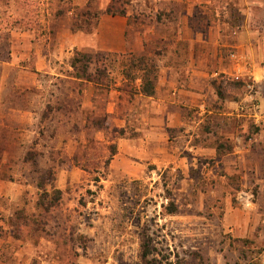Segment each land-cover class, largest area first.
<instances>
[{
	"label": "crops",
	"instance_id": "obj_1",
	"mask_svg": "<svg viewBox=\"0 0 264 264\" xmlns=\"http://www.w3.org/2000/svg\"><path fill=\"white\" fill-rule=\"evenodd\" d=\"M31 1H8L6 27L4 33L0 31V48H6L8 59L4 63L0 59V71L20 67L17 55L24 50L36 55L34 65L23 67L24 70L31 74L43 72L48 77L25 82L0 79V89L8 83L17 91L23 83L24 103L16 99L9 105L10 116L59 120L51 139L39 133L40 138L32 147L62 152L60 159L67 157L66 164L57 165L73 169L58 174L59 189L62 191L68 179L74 184L87 172L79 169L85 160L76 163L74 159L81 150V136L86 144L96 145L90 151L96 152L98 146L107 150L108 145H116L117 152L107 170L110 176L115 172L139 178L147 167L174 171L182 164H188L191 170L197 162L194 161L203 156L218 159L225 174L219 178L218 187L224 189L225 197L232 193V175L242 169L249 174L244 176V184L252 187L238 193L252 198L248 207L231 208L225 218L226 228L236 238V264L260 261L264 257V16L258 17L251 11L263 7L264 0H167L166 12L172 14L154 21L152 27L145 23L132 26L128 14L103 13L91 32L74 29L80 11L92 10L87 0H70L68 9L61 7L64 4L59 0H42L41 7L48 8L42 11L44 19L40 20H46L42 39L35 29L28 27L26 11L18 9L20 3ZM75 52L152 55L157 69L155 93L129 95L122 89L127 81L123 68L116 77L110 71L109 86L96 80L94 70L89 72L91 79L79 77L71 63ZM223 76L243 86L227 84ZM252 82L257 87L255 92L249 89ZM140 84L138 80V87ZM1 100L0 96V113L5 107ZM97 119L103 120L102 125L94 124ZM208 120H212L214 133L200 141ZM118 130L124 131V135L116 137ZM218 141L232 151L219 153ZM8 142L17 144L16 135ZM9 149L0 148L7 152ZM230 168H236L235 172H230ZM6 187L0 190V197L16 201L10 180ZM238 187L237 184L236 190ZM10 212L8 209V217ZM53 228L57 230V224ZM5 229L8 238L0 239L9 243L15 239L10 234L14 227L8 225ZM78 233H82L80 228ZM79 249L78 245L79 256L89 254L87 248ZM29 261L31 258L26 264Z\"/></svg>",
	"mask_w": 264,
	"mask_h": 264
},
{
	"label": "rangeland",
	"instance_id": "obj_2",
	"mask_svg": "<svg viewBox=\"0 0 264 264\" xmlns=\"http://www.w3.org/2000/svg\"><path fill=\"white\" fill-rule=\"evenodd\" d=\"M8 1L0 0V20L3 19L0 31L6 27L4 19L9 14ZM40 1L42 0L20 3L18 9L26 11L28 27L35 29L37 36L42 39L46 33L43 30L46 20L42 23L40 20L43 18L42 11L48 8L41 7ZM59 1L68 8L70 0ZM87 2L92 10L89 22L82 20L81 26L84 28L93 29L97 19L106 10L126 12L132 26L145 23L152 27L154 21L172 14L166 12L169 9L167 0ZM251 13L258 17L264 16V6L253 9ZM19 51L17 65L20 67L1 70L0 79L22 82L27 79H47L48 75L43 72L31 74L24 70L23 67L34 65L36 55L29 51ZM0 54L4 63L8 56L5 47L0 48ZM125 62L127 64V59L120 56L108 59L113 77L121 73ZM5 84L0 89L1 103H5L0 113V148L10 149L8 152L0 150V190H5L7 181L10 180L17 199L8 202L0 197V237L7 240L8 229L5 228L10 225L14 227L10 231L11 237L15 238L9 243L0 239V264H26L28 258H31L29 264H143L139 243L143 231L150 234L156 250L154 257L157 261L154 260L151 264H236V238L226 228L225 218L231 208L244 207L238 200V193L247 190L245 188H252L249 183L244 184V176L249 174L243 169L237 173L239 175H232V193L227 197L224 196V189L218 187L220 174L224 171L223 165L218 159L207 156L201 158L207 160L209 167L201 174L202 181L208 184L205 186L208 188L207 192H195L196 185L191 187L194 181H190L188 164H182L180 171L178 166L174 171L165 167L156 170L147 167L144 176L139 178L132 175L119 176L115 172L110 176L102 168L95 171L106 160V147L98 146L96 152L90 151L89 148L94 149L96 145L86 144V139L81 136V150L76 156L85 160L86 165L90 164L91 174L83 172V177L79 176L74 184L68 179L67 184L65 182L61 187L62 194L56 193L53 188H59L60 184L55 182V172L58 178L63 170L71 169L57 164H66L67 157L60 159L62 152L57 154L54 151L33 150L32 147L39 140V133L48 136L45 139L50 140V134L59 120L10 116L7 110L9 105L20 100L24 103V86L23 83L18 85L15 91L8 83ZM37 99L39 102V98ZM81 124L83 127L82 122ZM27 131L34 134L30 135ZM14 135L17 144L8 142ZM8 158L10 161L5 162ZM51 166L56 168L52 171ZM229 170L233 173L236 168ZM237 184L241 189L236 190ZM171 197L177 199L175 203L179 209L176 214L169 213ZM52 206H55L53 212L47 215L46 209ZM8 209L11 211L10 217ZM56 224L57 230H54L53 226ZM79 228L82 233H78ZM78 245L79 250L87 248L89 254L79 256ZM254 264H264V257Z\"/></svg>",
	"mask_w": 264,
	"mask_h": 264
},
{
	"label": "trees",
	"instance_id": "obj_3",
	"mask_svg": "<svg viewBox=\"0 0 264 264\" xmlns=\"http://www.w3.org/2000/svg\"><path fill=\"white\" fill-rule=\"evenodd\" d=\"M61 2V1H60ZM61 7H63L65 9V6L62 5ZM60 7V8H61ZM68 9V8H66ZM62 9H60V13H61ZM90 12L91 11H87L82 13L80 11V18L78 19L79 21H76L74 23V29L75 30H82L85 32H91L93 31L92 28H84L83 26H81L82 20L84 21H88L90 19L88 18H82V16L85 17H89L90 16ZM103 13H107V14H122V15H126V12H119V13H114V12H110V10H106ZM102 13V14H103ZM101 14V15H102ZM91 17V16H90ZM1 55V54H0ZM117 55H110V56H104L101 54H96V55H91V54H86V53H82V52H75V55L71 61L73 67L76 70V74L79 77H86L88 79L93 78L92 75H89L90 70H94V74L96 77V80L101 82V83H106V85H110L112 80H109V73L111 71V67L108 65L107 61L110 57H114ZM118 57V56H117ZM120 57H124L125 59H127V64L126 62L123 63V75L126 78V82L124 84V86L122 87V89L124 91H127L129 93V95L133 96L136 93H142L145 96H152L155 93V84H156V80H157V69H156V60L152 55H143V56H137L135 54H131V55H120ZM8 59V56H7ZM6 59V60H7ZM5 60V61H6ZM111 62V61H110ZM224 80L223 82H226L227 84H234L235 86L238 87H242V83L241 82H230L229 79H227L225 76L222 77ZM138 80H141V84L137 85ZM237 83H239L240 85H238ZM221 88V86L219 87ZM221 91V90H220ZM102 121L100 122H94L95 125H102ZM90 123H92V120L90 121ZM212 120H208V122H206L205 126L202 128V136L200 141H206L208 139V135L210 136L211 133L213 132V128H212ZM86 126H88V123L86 122ZM117 133L116 137L122 136L124 135V131H115ZM115 138V136H113ZM92 141V139L90 140ZM219 141H221V139H219ZM218 141V152L222 153H228L232 151V148L230 146H226L224 143H221ZM107 155L106 160L104 161L102 166H97L96 167V172H98L99 169H104V171L107 172L108 170V166L110 163V160L113 158V156L116 154L117 149H116V145L114 143L110 144L107 146ZM91 157V154H90ZM75 162L79 163V160H81L80 158H77V156L75 155L74 157ZM51 162H53V160L50 159ZM207 160L205 159H199L197 160V162L191 167L190 170V181H194L192 182L193 184L191 185V187L195 186V192L196 191H200V192H207L208 188H205V186H208V184L204 183L202 181V172H206L209 167L207 165ZM54 165V164H53ZM51 170L53 171L56 167L51 166ZM70 168V167H69ZM82 169H84L85 171L89 172V169L91 168L89 164H83L81 166ZM56 171V170H55ZM90 173V172H89ZM91 174V173H90ZM106 174V173H104ZM225 174L222 173L220 174V177H223ZM99 180L101 178H98ZM182 179V177H181ZM57 180V172H55V182ZM179 180V179H178ZM239 188V187H238ZM53 190L56 191V193L62 194V191L56 186V188ZM172 198V199H171ZM169 198L170 199V214H176L178 212V206L175 203V198L173 199V197ZM48 208V207H47ZM55 208V206L49 207L48 209H46L45 212H47V215H50L53 211L52 209ZM152 237L150 236V234L147 231H143L141 232L140 238H139V243H140V259L142 261L143 264H151L152 262H154V260H156V258L154 257V252L156 251L154 246L152 245ZM157 261V260H156Z\"/></svg>",
	"mask_w": 264,
	"mask_h": 264
},
{
	"label": "built area",
	"instance_id": "obj_4",
	"mask_svg": "<svg viewBox=\"0 0 264 264\" xmlns=\"http://www.w3.org/2000/svg\"><path fill=\"white\" fill-rule=\"evenodd\" d=\"M249 88L251 89V91H253V92H255L256 90H255V88H256V86H255V84H254V82H252L250 85H249ZM238 200H239V202L245 207H248V205L250 204V202L252 201V198L251 197H249V198H247V195L246 194H244V193H240V194H238Z\"/></svg>",
	"mask_w": 264,
	"mask_h": 264
}]
</instances>
